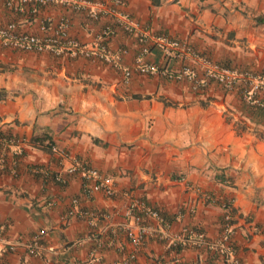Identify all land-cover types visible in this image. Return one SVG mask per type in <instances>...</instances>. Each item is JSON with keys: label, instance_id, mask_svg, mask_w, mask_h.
<instances>
[{"label": "crops", "instance_id": "0c3cea01", "mask_svg": "<svg viewBox=\"0 0 264 264\" xmlns=\"http://www.w3.org/2000/svg\"><path fill=\"white\" fill-rule=\"evenodd\" d=\"M122 1L108 6L150 36L183 40L226 67H264V0ZM60 14L69 15L71 37L111 61L0 44V133L23 138L5 145L0 166V264H228L211 245H185L181 232L195 228L215 239L223 199L234 210L239 264H264V109L214 82L195 91L166 77L162 69L176 71L182 60L151 44L143 60L160 70H132L123 82L138 45L122 30L99 38L110 13L90 19L55 3L34 16L0 0V23L13 20L37 35ZM35 133L64 150L59 163L32 144ZM77 161L97 168L113 192L82 193L78 170L59 184L30 168L50 173ZM71 197L87 216L63 218ZM133 201L144 207L127 213ZM139 226L146 231L134 246L126 229ZM37 234L43 246L34 253Z\"/></svg>", "mask_w": 264, "mask_h": 264}, {"label": "built area", "instance_id": "2783aa9c", "mask_svg": "<svg viewBox=\"0 0 264 264\" xmlns=\"http://www.w3.org/2000/svg\"><path fill=\"white\" fill-rule=\"evenodd\" d=\"M122 0L93 1V0H3L4 5L11 10L26 11L30 15H36L40 6H47L55 3L62 4L70 10L82 11L86 17L97 19L102 15L110 13L113 17L105 22L99 30V38L108 39L117 30H122L127 34L135 37L138 50L135 54L132 67L122 69L123 82H126L132 70L140 73H152L160 70L157 65L143 60L145 53L148 52L149 45H154L162 50L168 57L182 60V64L176 71L164 70L162 73L168 78H183L189 83L191 90H201L209 82H214L225 90H235L239 97L245 102L256 105L264 109V67L253 71L249 69L230 68L213 62L205 55L195 51L185 41L177 38H169L168 36H150L146 29L141 28L139 24L132 20L126 13L119 12L108 6V3L121 5ZM70 18L67 14H60L54 24L43 35L18 30L13 20L0 23V44L18 50L27 51H49L54 54H60L67 50L72 55L92 56L94 58H102L111 61L96 49H90L85 44L71 37L68 33ZM41 28L44 25L41 23ZM124 49H121L123 51ZM116 64L115 62H113ZM23 138L12 137L0 133V166L4 160V147L8 143L22 142ZM48 145L49 153L59 159L64 156V150L60 149L54 142L45 140ZM17 152H22V146L17 147ZM32 170L42 172L44 176L57 183H64L67 174L78 170L81 180L82 193L88 194L94 190H102L105 194L113 192L111 186L107 182V178L103 176L97 168L93 167L86 161H77L75 164L66 168H59L54 172L42 170L39 166L30 167ZM208 200H214V197L207 196ZM223 209L220 219L219 235L212 241L205 238L201 230L195 228L184 227L181 232L187 233L183 239L185 245L200 247L202 245H211L215 249L216 255L226 261L228 264H239L234 246L232 244L231 235L234 224V210L231 207L230 199L220 201ZM144 206L140 202H131L126 208V212L130 213L132 209H142ZM152 215L158 216V212L154 209H148ZM88 211L80 209L77 206V198H70V206L65 211V216L85 217ZM137 218V217H136ZM66 219V218H65ZM146 229L139 226L137 229L127 228L126 235L130 242L137 246L142 243ZM38 236L34 235L30 247L32 252L38 253L39 247L43 246L38 241ZM169 241H175V236L169 235ZM9 248L13 245L9 244ZM47 249L52 246L46 245Z\"/></svg>", "mask_w": 264, "mask_h": 264}, {"label": "trees", "instance_id": "16d2710c", "mask_svg": "<svg viewBox=\"0 0 264 264\" xmlns=\"http://www.w3.org/2000/svg\"><path fill=\"white\" fill-rule=\"evenodd\" d=\"M45 140L51 141L50 137L45 133H41V134L35 133L31 136V142L33 145L43 150H49V147L45 143Z\"/></svg>", "mask_w": 264, "mask_h": 264}]
</instances>
